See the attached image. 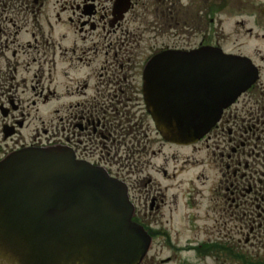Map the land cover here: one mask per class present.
<instances>
[{
	"label": "flooded vegetation",
	"instance_id": "af4514ba",
	"mask_svg": "<svg viewBox=\"0 0 264 264\" xmlns=\"http://www.w3.org/2000/svg\"><path fill=\"white\" fill-rule=\"evenodd\" d=\"M59 25L83 44H54ZM146 32L162 41L138 61ZM198 50L248 59L257 79L200 141L172 145L143 105L144 69ZM50 147L125 184L148 255L169 252L146 264H264V0H0V161Z\"/></svg>",
	"mask_w": 264,
	"mask_h": 264
},
{
	"label": "water",
	"instance_id": "95a60500",
	"mask_svg": "<svg viewBox=\"0 0 264 264\" xmlns=\"http://www.w3.org/2000/svg\"><path fill=\"white\" fill-rule=\"evenodd\" d=\"M143 79L161 137L189 145L257 73L247 59L202 50L158 55ZM132 215L125 186L66 148H26L0 161V259L11 264H141L150 239Z\"/></svg>",
	"mask_w": 264,
	"mask_h": 264
},
{
	"label": "rangeland",
	"instance_id": "374dc122",
	"mask_svg": "<svg viewBox=\"0 0 264 264\" xmlns=\"http://www.w3.org/2000/svg\"><path fill=\"white\" fill-rule=\"evenodd\" d=\"M140 22V20H138V22H137V24ZM136 24V25H137ZM133 25V27H135V24H132ZM131 25V26H132ZM56 35H55V40L53 41V43L54 44H59V45H61V46H71L74 42H75V44L79 47L81 44H83L82 42H81V40H80V38H79V36L73 31H69L68 29H67V27H65V26H61V25H59V26H57L56 28ZM138 39H139V43L140 44H138V47L136 48V49H138V52H135L134 51V58H136L138 61H141V60H143V58H145V57H147L148 56V49L149 48H146L147 46H149L151 43L152 44H156V45H154V47L155 46H158V44L162 41L160 38H156V37H154V35H152V34H150L149 32H146L144 35H143V37H138ZM86 43H88V42H86ZM99 43L100 44H104L105 43V41H103V40H100L99 41ZM107 44V42L104 44V45H106ZM140 75V72H138V74L137 75H135V76H133L134 78H136L135 79V82H140V79H139V76ZM102 100H101V98L100 99H98V101L97 102H101ZM132 104L133 105H137L136 107H134L133 108V111H135V110H140L141 109V107H140V105L142 104V101H140V100H138V101H136V102H130V103H128V106L130 107V106H132ZM142 106V105H141ZM134 113H132L130 116H131V118L133 119V122H130V124H133V126H135V118H137V117H139V116H141V120L143 121V126H142V128H140L139 126V122H137V129H138V131H139V133H148V128H147V124H149L150 125V119H149V117H147L144 113H142L141 111H138V113L135 115V118H133L134 117ZM124 124V123H123ZM151 126V125H150ZM122 128H124V129H126V127H122ZM156 139V138H155ZM128 146H130V145H128ZM84 149H86L87 151H89L90 149H92L93 150V148L91 147H84ZM121 149V148H120ZM96 152L95 153H97L98 151H99V149H96L95 150ZM114 153H112V155H113ZM98 155V154H97ZM97 155H95V157L97 156ZM109 163H111L112 162V160L111 159H109V161H108ZM169 255V252L165 249V247L162 249V250H159V249H156V247H155V249H152V251L150 252V254L148 255V258L150 259V258H152L151 256H153V258L155 257V258H157V256L158 257H160L161 256V258H166V256H168ZM158 259V258H157ZM155 264V263H154ZM171 264H178V261H176V262H173V263H171Z\"/></svg>",
	"mask_w": 264,
	"mask_h": 264
},
{
	"label": "trees",
	"instance_id": "16d2710c",
	"mask_svg": "<svg viewBox=\"0 0 264 264\" xmlns=\"http://www.w3.org/2000/svg\"><path fill=\"white\" fill-rule=\"evenodd\" d=\"M143 264H146V263H143Z\"/></svg>",
	"mask_w": 264,
	"mask_h": 264
}]
</instances>
